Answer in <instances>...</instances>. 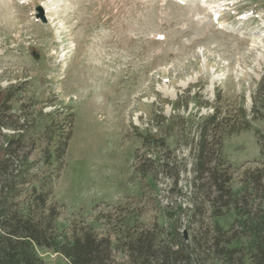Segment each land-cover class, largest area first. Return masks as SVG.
Returning <instances> with one entry per match:
<instances>
[{"label":"rangeland","instance_id":"rangeland-1","mask_svg":"<svg viewBox=\"0 0 264 264\" xmlns=\"http://www.w3.org/2000/svg\"><path fill=\"white\" fill-rule=\"evenodd\" d=\"M218 96L223 113L243 107L251 120L221 151L238 189L264 162V0H0V159L22 137L32 174L48 152L52 171L71 132L54 195L68 214L169 223L163 209L179 193L165 169L190 197L200 125L213 113L199 105ZM234 219L215 221L229 229Z\"/></svg>","mask_w":264,"mask_h":264},{"label":"trees","instance_id":"trees-1","mask_svg":"<svg viewBox=\"0 0 264 264\" xmlns=\"http://www.w3.org/2000/svg\"><path fill=\"white\" fill-rule=\"evenodd\" d=\"M221 103L218 96L214 104L199 105L213 113L200 125L190 197L179 187V173L165 169L171 190L179 193L170 211L163 209L166 224H100L68 214L54 195L71 132L56 149L57 166L50 170L48 152L40 174H32L23 138L11 139L0 159V264H45L40 250L60 255L66 264H264V162L244 171L242 188L233 187L234 172L221 157L223 141L250 129L251 120L243 107L236 116L223 113ZM254 112V120L263 118L257 101ZM2 120L0 127L6 126ZM258 143L264 159V134ZM138 170L151 172L140 165ZM230 212L235 219L225 229L215 220Z\"/></svg>","mask_w":264,"mask_h":264}]
</instances>
